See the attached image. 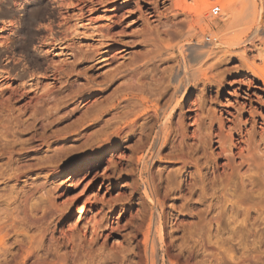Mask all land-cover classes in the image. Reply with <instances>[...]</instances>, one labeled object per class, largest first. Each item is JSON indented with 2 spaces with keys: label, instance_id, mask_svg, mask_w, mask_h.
Masks as SVG:
<instances>
[{
  "label": "rangeland",
  "instance_id": "obj_1",
  "mask_svg": "<svg viewBox=\"0 0 264 264\" xmlns=\"http://www.w3.org/2000/svg\"><path fill=\"white\" fill-rule=\"evenodd\" d=\"M204 1L210 29L179 0H0V264L142 263L137 97L165 86L175 62L158 55L189 24L201 80L152 165L170 261L264 264V0L232 19Z\"/></svg>",
  "mask_w": 264,
  "mask_h": 264
},
{
  "label": "bare ground",
  "instance_id": "obj_2",
  "mask_svg": "<svg viewBox=\"0 0 264 264\" xmlns=\"http://www.w3.org/2000/svg\"><path fill=\"white\" fill-rule=\"evenodd\" d=\"M195 1V6L187 5L183 2V0L176 2V15H183L185 18H188L194 13L196 15L195 17L198 18V22L201 23V26L205 29H210L212 26L219 25L218 22H213L208 18H203L204 16L207 17V14L205 13L208 6L207 1ZM238 2H240L241 7L246 9L254 7V0H228V14L231 19L235 17V6L238 4ZM44 8L45 7L41 5L38 6L37 10H35V14L32 15L33 18L31 19L30 23H33L42 17V10ZM174 36L177 39L176 43L163 47L161 54L158 55L161 56L163 53H165L169 57L171 56V59L175 62L173 66L169 67L165 71V86L161 89V91L155 93V97L150 101H147L142 97H137L140 101V109L138 113L140 114L139 119H142V123L139 125L140 144L138 146V155L135 161L136 166H138L136 190H138L137 186L141 185L142 190L140 192L145 204V209L142 215H140L143 225L141 241L142 249L139 250L140 256L143 257L141 264H166V262L171 264V250L165 243L166 237L170 236L171 234H166L162 224V219L164 217V195L161 194V184L156 182V175H154L152 172V165L155 161L162 160L163 158L173 157L171 152L170 154H163V152L165 151L166 147H168V145L173 143L174 113L188 97L187 86L189 85V71H187L185 51L192 49L190 46L191 39L194 36L193 26L189 24L185 30H177ZM251 38H253V36L248 39ZM194 43L195 47H193V50L204 46L202 40H197L196 42L194 41ZM155 58L156 56H152L146 59L144 62L142 61L143 63H139V65L129 71V75L138 72V69L142 65L146 67V64L153 61ZM198 58L199 56L196 58L194 69L189 73L192 81L201 80L200 75L202 71L200 70ZM123 96L125 97L124 100L126 101L136 98L129 92L124 93ZM119 106L120 103H117L114 109H118ZM120 108H122L121 111L124 109V107ZM117 118L119 122L122 120L121 115ZM99 233V230L95 231L96 236ZM159 250H161L160 256L158 255Z\"/></svg>",
  "mask_w": 264,
  "mask_h": 264
},
{
  "label": "built area",
  "instance_id": "obj_3",
  "mask_svg": "<svg viewBox=\"0 0 264 264\" xmlns=\"http://www.w3.org/2000/svg\"><path fill=\"white\" fill-rule=\"evenodd\" d=\"M220 10H221V8L217 4L211 6V8H210V14H211V16H217V15H219Z\"/></svg>",
  "mask_w": 264,
  "mask_h": 264
}]
</instances>
